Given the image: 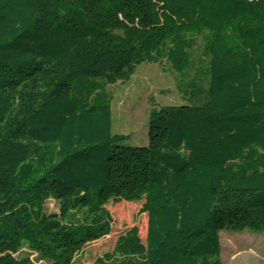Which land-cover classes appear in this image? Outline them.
<instances>
[{
    "label": "trees",
    "instance_id": "16d2710c",
    "mask_svg": "<svg viewBox=\"0 0 264 264\" xmlns=\"http://www.w3.org/2000/svg\"><path fill=\"white\" fill-rule=\"evenodd\" d=\"M195 36L206 86L180 79L188 100L153 103L147 144H121L105 86L143 62L184 75ZM122 200L142 201L144 244L132 226L78 260ZM247 229L264 231V0H0V264H38L21 245L45 264H222L219 231Z\"/></svg>",
    "mask_w": 264,
    "mask_h": 264
},
{
    "label": "rangeland",
    "instance_id": "374dc122",
    "mask_svg": "<svg viewBox=\"0 0 264 264\" xmlns=\"http://www.w3.org/2000/svg\"><path fill=\"white\" fill-rule=\"evenodd\" d=\"M203 39L195 36L191 49V65L180 76L165 61L159 63L143 62L137 65L129 80L121 83L107 84L105 90L112 96L111 132L127 135L123 145L143 146L147 144V121L150 108L157 105H176L188 100L189 95L178 90V82L185 84L194 79L203 86L207 84L206 57L202 53ZM194 99V98H193ZM142 201L122 200L109 202L107 208L112 217L110 233L85 245L77 256L82 262H92L104 252L112 251L116 239L132 226L139 231L141 244L145 242L146 214L139 213ZM47 210H56L53 201L45 204ZM220 262L222 264H264V231L244 230L241 232L220 230ZM142 249L134 253H140ZM14 257L28 256L38 264L35 252L25 245L13 253Z\"/></svg>",
    "mask_w": 264,
    "mask_h": 264
}]
</instances>
